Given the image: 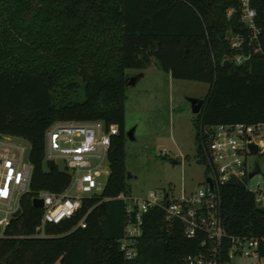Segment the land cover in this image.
Instances as JSON below:
<instances>
[{
	"label": "trees",
	"instance_id": "16d2710c",
	"mask_svg": "<svg viewBox=\"0 0 264 264\" xmlns=\"http://www.w3.org/2000/svg\"><path fill=\"white\" fill-rule=\"evenodd\" d=\"M250 4L260 29L257 52L256 41L230 46L231 34H250L240 0H0V135L27 140L32 166L29 189L18 199L20 213L0 227V261L176 264L205 251L203 233L187 237L185 223L166 219L159 207L143 216L135 258L126 260L119 248L126 213L117 197L130 194L126 69L155 61L172 78L210 84L194 122L196 156L206 165L212 127L264 122V0ZM236 55L249 57L236 63ZM94 120L118 128L103 190L84 196L73 217L47 224L46 236H35L43 208L33 198L43 190L63 192L71 183L67 169L44 164L46 130L57 121ZM83 217L85 227L78 225ZM221 217L227 235L264 238V207L237 180L221 188ZM259 254L264 257V244Z\"/></svg>",
	"mask_w": 264,
	"mask_h": 264
},
{
	"label": "built area",
	"instance_id": "2783aa9c",
	"mask_svg": "<svg viewBox=\"0 0 264 264\" xmlns=\"http://www.w3.org/2000/svg\"><path fill=\"white\" fill-rule=\"evenodd\" d=\"M232 9L228 11V14ZM241 20L250 30L248 37L240 34L229 36L230 46L239 48L245 41L251 44L256 41L253 51H261L257 42L260 29L256 25V10L250 0H240ZM249 56L236 55L234 61L241 63ZM118 133L116 125L106 126L101 120L57 121L45 133V159H52L56 165L58 159L65 163L70 173L71 183L81 193L79 196L63 192L41 191L36 197L43 199V215L35 236H46L45 227L49 223H58L73 217L82 205L84 196L98 194L103 187L98 180L106 170L102 164L107 159L113 135ZM260 139V140H259ZM258 147L256 153L249 148V143ZM264 146V122L246 124H219L207 132L206 176L205 186L195 191H186L182 186L180 195L169 197L150 192L147 196L135 197L121 193L117 198L125 203L126 223L124 235L119 240V248L126 260H132L137 254V240L143 233V216L154 207L162 208L166 219H179L185 223L184 234L195 237L203 233V253L183 256L176 264H231L235 256L245 252L260 258L259 249L264 238L227 235L221 217V188L231 180H237L252 193L255 203L264 207V183L250 186L251 180L258 172L255 162L249 161L252 156L262 154ZM21 154L26 146L18 145ZM97 163H94V162ZM32 166L24 162L23 157L13 153L0 152V227L3 230L10 222L18 206L13 205L16 190L27 191L31 178ZM253 172V175L250 174ZM210 178L212 185L207 181ZM70 183V184H71ZM86 226L85 217L78 223ZM225 238L229 245L224 247Z\"/></svg>",
	"mask_w": 264,
	"mask_h": 264
},
{
	"label": "rangeland",
	"instance_id": "374dc122",
	"mask_svg": "<svg viewBox=\"0 0 264 264\" xmlns=\"http://www.w3.org/2000/svg\"><path fill=\"white\" fill-rule=\"evenodd\" d=\"M129 78H135L134 84L126 88L125 128L134 129L133 139L125 142L126 168L133 176L128 179L132 196L142 197L156 192L169 197L179 196L182 186L186 191H195L205 186V164L196 156L195 128L198 114L192 112L189 97L204 99L210 84L203 81L172 78L155 61L144 69H126ZM260 140V139H259ZM11 141L26 146L22 155ZM30 143L22 138L5 136L0 139V152L13 153L23 157L28 163ZM262 154L252 156L259 172L249 180L250 186L264 183V146ZM94 163H97L96 161ZM60 169H65L62 159L56 161ZM106 170L98 178L104 186L109 175V162L104 161ZM68 195L81 193L71 183ZM22 191L16 190L14 200H18ZM15 203V201H14ZM231 264H264V257L255 258L246 252L235 256Z\"/></svg>",
	"mask_w": 264,
	"mask_h": 264
},
{
	"label": "water",
	"instance_id": "95a60500",
	"mask_svg": "<svg viewBox=\"0 0 264 264\" xmlns=\"http://www.w3.org/2000/svg\"><path fill=\"white\" fill-rule=\"evenodd\" d=\"M229 63H230V61L227 59L224 61L225 65H228ZM134 82H135V78H131L129 80V84H134ZM188 101L190 102L192 112L195 114L200 113V111L204 105V99H200V98H196V97H189ZM133 131H134V129H130L129 131H126V136L130 139H133L134 138L133 137ZM249 148L253 153H256L258 150L257 145L253 142L249 143ZM45 163H46V167L48 169L53 168L55 165L54 160H52V159L46 160ZM252 175H253V172L250 174V176H252ZM132 177L133 176L130 174V172L127 171L126 178L130 179ZM207 181L212 185V182H211L209 177H207ZM32 202H33V205L36 207H42L43 206V199L42 198L34 197ZM20 211H21L20 208H17V210L13 214V217L17 216L20 213ZM0 264H6V262L0 261Z\"/></svg>",
	"mask_w": 264,
	"mask_h": 264
},
{
	"label": "crops",
	"instance_id": "0c3cea01",
	"mask_svg": "<svg viewBox=\"0 0 264 264\" xmlns=\"http://www.w3.org/2000/svg\"><path fill=\"white\" fill-rule=\"evenodd\" d=\"M5 136H9V135H0V139H3ZM10 137L19 138V137H15V136H10ZM10 144L12 146H18V145H20L19 143L14 142V141H11ZM14 201H15V203H14ZM13 205L14 206H18V200L17 201L16 200H13Z\"/></svg>",
	"mask_w": 264,
	"mask_h": 264
}]
</instances>
